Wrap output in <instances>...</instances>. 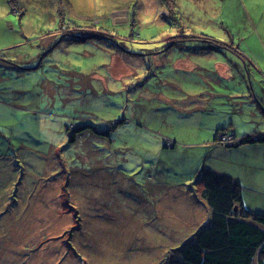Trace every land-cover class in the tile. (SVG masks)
Returning <instances> with one entry per match:
<instances>
[{"label":"rangeland","instance_id":"rangeland-1","mask_svg":"<svg viewBox=\"0 0 264 264\" xmlns=\"http://www.w3.org/2000/svg\"><path fill=\"white\" fill-rule=\"evenodd\" d=\"M224 65L263 80L264 0H0V264H168L264 126Z\"/></svg>","mask_w":264,"mask_h":264},{"label":"trees","instance_id":"trees-1","mask_svg":"<svg viewBox=\"0 0 264 264\" xmlns=\"http://www.w3.org/2000/svg\"><path fill=\"white\" fill-rule=\"evenodd\" d=\"M163 2L170 6V0ZM212 40L214 43L207 48L219 44ZM228 125L217 128L214 142L230 147L264 143V130L238 135L228 131ZM225 133L232 136L229 141L221 140ZM70 141L76 143L77 138L73 136ZM165 144L174 145L169 138ZM194 178L193 183L199 187L211 213L208 221L176 249L168 264H264V213L244 205L241 184L234 177L207 166L197 169Z\"/></svg>","mask_w":264,"mask_h":264},{"label":"crops","instance_id":"crops-1","mask_svg":"<svg viewBox=\"0 0 264 264\" xmlns=\"http://www.w3.org/2000/svg\"><path fill=\"white\" fill-rule=\"evenodd\" d=\"M259 72L262 76L261 78L264 80V69H261ZM239 73H242L241 76L243 77L241 84L246 86V97L250 96V100L256 104V111L254 110L252 114L258 113L261 116L262 112L264 113V81L256 78L254 74H244V70L224 72L229 81L233 80L235 74ZM261 119L263 120V117ZM255 123H257V120ZM252 127H254L253 130H264V126L258 127L256 125ZM247 130L249 132L248 128ZM223 146L234 149L230 159L232 165L230 168H223L220 172L231 175L241 184L242 201L247 208L255 212L264 213V143L260 142L238 147ZM227 166L228 164H225V167Z\"/></svg>","mask_w":264,"mask_h":264},{"label":"bare ground","instance_id":"bare-ground-1","mask_svg":"<svg viewBox=\"0 0 264 264\" xmlns=\"http://www.w3.org/2000/svg\"><path fill=\"white\" fill-rule=\"evenodd\" d=\"M162 4H163V3H162ZM222 70H224L225 72H230V71H231V70H230L227 66H225V65H224V67H223ZM224 135H227V134L225 133ZM229 136H230V135H229ZM231 138H232V136H230L229 140H230ZM168 145H170V144H168ZM225 174H226V173H225ZM228 175H229V174H228ZM230 176H231V175H230ZM209 216H210V215H209ZM207 221H208V220H207ZM207 221H206V222H207ZM200 227H201V226H200ZM200 227H199V228H200ZM199 228H198V229H199Z\"/></svg>","mask_w":264,"mask_h":264},{"label":"water","instance_id":"water-1","mask_svg":"<svg viewBox=\"0 0 264 264\" xmlns=\"http://www.w3.org/2000/svg\"><path fill=\"white\" fill-rule=\"evenodd\" d=\"M166 146H173V145H172V144H171V145H168V144H167Z\"/></svg>","mask_w":264,"mask_h":264}]
</instances>
